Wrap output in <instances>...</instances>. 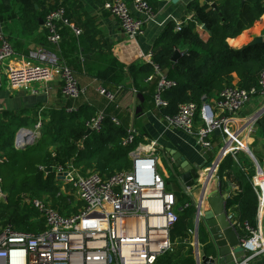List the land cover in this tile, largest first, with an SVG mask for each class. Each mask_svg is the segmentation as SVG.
<instances>
[{
    "label": "built area",
    "instance_id": "built-area-1",
    "mask_svg": "<svg viewBox=\"0 0 264 264\" xmlns=\"http://www.w3.org/2000/svg\"><path fill=\"white\" fill-rule=\"evenodd\" d=\"M104 8L118 19L130 39H136L145 32L144 19L140 14L154 15L149 0H132V6L128 0H107ZM60 21L71 24L65 17L63 7L52 10L44 21L48 40L57 44L62 39L58 28ZM181 28L179 21L176 29ZM73 29L76 33L81 32L77 27L73 26ZM16 56L13 44L0 28V88L5 82L11 90L28 88L34 83L47 84L58 74L63 96L78 100L84 94L85 90L74 71L68 65L59 63L56 55L40 50L35 54L39 62L23 64L14 63ZM155 68L160 75L153 100L158 108H164L169 101L163 94L175 86L176 81L168 78L159 66ZM100 92L111 100L116 99V93L104 87L100 88ZM252 98L262 102L260 108L248 117H239V112ZM77 109L72 106L67 111ZM263 114L264 68L258 87L248 90L236 83L225 85L215 102L203 100L200 106L194 102L182 103L177 114L165 115L164 120L170 126L194 135L202 148L214 149L212 136L218 131L224 133L214 174L210 177L219 179L218 168L227 155L236 156L240 151L252 152V134ZM105 117L104 112H99L87 122L88 128L99 131ZM198 118L200 125H197ZM113 121L121 124L116 117H113ZM41 124L42 118L36 124L39 130L37 136L41 133ZM138 136L136 128L129 125L127 135L121 142L123 146L134 145L130 152L133 160L130 170L123 169L105 177L97 171L82 174L71 164L56 167L57 176L67 172L63 179L58 180L61 193L67 197L68 207L77 208L76 211L62 212L52 205L51 200L44 201L23 194V202L39 211L45 229L36 233L6 225L0 232V264H157L160 257L175 251L171 231L179 220L176 192L167 186L169 174L164 175L158 170V141H137ZM251 157L256 168L253 184L259 197V226L254 228L248 223H240L236 213L228 209V219L239 235L240 245L250 250V255L237 264H254L253 260L264 254V165L254 154ZM206 180L207 176H202L201 182ZM0 194L3 195L2 190ZM205 202L206 195H200L194 201L193 227L186 239L193 248L196 264H200L202 255V243L197 241V234L205 216ZM242 228L249 233L248 236H240Z\"/></svg>",
    "mask_w": 264,
    "mask_h": 264
},
{
    "label": "trees",
    "instance_id": "trees-1",
    "mask_svg": "<svg viewBox=\"0 0 264 264\" xmlns=\"http://www.w3.org/2000/svg\"><path fill=\"white\" fill-rule=\"evenodd\" d=\"M212 1L217 4L216 8L209 3L202 4L200 0H192L188 4V10L194 15L187 24L183 23L180 30L176 29V22L167 24L154 51L152 63L126 69L124 63L111 59L113 56L109 55L104 60L88 63V69L106 85L120 87L127 70L136 78L141 72L146 77L155 74L156 65L161 69L167 68V77L176 81V85L165 90L163 94L169 105L162 108V111L164 115L170 116L178 113L182 103L194 102L200 106L204 98L219 95L225 85L233 83L234 74L238 76V86L241 88L250 90L258 87L264 68V40L237 48L228 39L238 37L263 19L264 0ZM61 7L71 23V0H0V28L15 48L7 32L10 20H18L23 29L30 33L40 26V18L45 21L52 10ZM201 25H205L207 29L200 28ZM217 26L222 33V39L215 34ZM58 27L63 39L73 30L63 21L58 23ZM44 28L48 38V29ZM205 33H209L208 38H205ZM85 36L86 32L79 35L82 43ZM180 44H187L190 49L179 61L173 62L172 54ZM135 78L134 85L139 89L140 82ZM44 114L40 137L24 149L17 148L15 143L20 124L11 117L9 122L0 118V190L7 195L0 198V232L8 224L27 232L38 233L45 229L44 219L39 211L31 204L23 202V194L44 201L51 200L52 205L62 212H71L67 197L61 193V183L57 179L56 167L59 165L66 167L71 164L82 174L97 171L105 177L116 171L133 168L130 152L134 145L121 144L127 135L126 122L122 121L118 125L113 121L114 116L107 114L102 128L87 134V122L97 114L90 105L81 106L74 112L51 109ZM137 141H140L139 138ZM250 147L263 163L261 150L264 149V114L255 125ZM51 167L54 170L48 171ZM255 172L252 157L246 151H240L236 156L225 157L217 175L221 191L226 192L233 184L238 186L236 192L231 193L228 209H235L240 223H248L257 228L259 197L253 184ZM176 196L179 220L171 231L175 251L160 257L157 264H196L193 248L186 240L189 238L188 231L193 227L194 200L186 193H176ZM248 235L244 228L240 229V236ZM199 239L208 249L206 244L211 238L204 223L200 225Z\"/></svg>",
    "mask_w": 264,
    "mask_h": 264
},
{
    "label": "crops",
    "instance_id": "crops-1",
    "mask_svg": "<svg viewBox=\"0 0 264 264\" xmlns=\"http://www.w3.org/2000/svg\"><path fill=\"white\" fill-rule=\"evenodd\" d=\"M106 1L71 0L69 12L71 17L70 27L72 29L73 26L78 27L81 32L76 33L73 29L58 44L46 38L44 24L40 23L37 29L29 33L23 29L22 24L18 20L15 19L8 22L7 32L10 34L17 52L14 63L39 62L40 60L35 54L40 50L47 51L56 55L59 63L66 64L65 62H67L70 65L85 92L78 100L63 96L61 92L62 81L58 74L47 84L43 82L34 83L28 88L17 90H11L5 82V85L0 88V118L5 122H9L11 117L20 124L19 131L22 128L27 129L21 135L32 132L36 142L41 135L40 133L37 136L39 130L36 128V124L41 118L45 117L44 113L47 110L68 109L72 106L79 108L84 105H90L97 114L104 112L105 115L110 114L118 118L121 123L122 121L126 122V126L133 125L139 133L138 138L140 141L157 140L160 145L159 149L168 156L170 161L172 157L169 151L170 149H175L190 162H203L204 158L200 154V150L203 148L198 145L195 136L179 127L170 126L164 120L165 115L162 108H158L155 105L153 95L160 75L157 71L149 77L144 76L145 73L141 72L135 78L127 70L123 85L115 87L106 85L87 66L88 63L104 60L106 57L109 58V55L113 56L111 59L124 63L126 69L128 67L130 69V66L141 67L152 63L154 51L157 49V44L165 32L167 24L171 21L176 23L180 21L182 25L184 22L187 24L193 17L194 13L188 10V4L192 0H178L177 2L175 0H149L153 7L154 15L149 17L146 14H140V17L144 19L145 32L136 39L128 38L118 19L104 8ZM129 2L132 6V1L129 0ZM200 2L202 4L206 3L205 0H200ZM200 28H203V26L201 25ZM217 28L215 34L222 39V33L218 31L219 26ZM85 32L86 36L82 43L79 35ZM204 35L205 38L209 37V33ZM259 37L264 40V16L252 28L234 39H228V41L232 46L241 48ZM189 47L187 44H180L175 47L174 52L178 50L182 57L188 52ZM61 58L63 59L62 61L60 60ZM161 70L167 75V68ZM134 78L140 82L139 89L134 85ZM233 83L238 84V76L236 74H234ZM101 87L116 93V99L111 100L106 95L101 94ZM45 88L48 90L44 91L43 89ZM218 96L215 95L208 100L215 102ZM251 100L239 112V117H248L260 108L262 102L256 101L253 103ZM200 124L201 121L198 119L197 125ZM223 136L224 133L222 131H218L212 136L215 144L213 151L215 153L220 151ZM30 139L28 137L26 140L23 137L21 144L27 143ZM261 154L262 159H264V150H261ZM262 164L264 165V163ZM210 177L211 175L206 180L208 183L206 197L215 195L221 190L219 179L217 177L210 179ZM237 189V185H231L228 189L230 190V195L236 192ZM201 192L202 189L198 188L188 195H191L195 201L200 197ZM205 208L208 209L207 202H205ZM231 210L235 212L234 208ZM204 246L205 244H202V253L204 252ZM253 263L264 264V254L256 257Z\"/></svg>",
    "mask_w": 264,
    "mask_h": 264
},
{
    "label": "water",
    "instance_id": "water-1",
    "mask_svg": "<svg viewBox=\"0 0 264 264\" xmlns=\"http://www.w3.org/2000/svg\"><path fill=\"white\" fill-rule=\"evenodd\" d=\"M175 1L177 2L178 0ZM205 1L213 8L217 7V4L214 1ZM40 23L44 24L43 18H40ZM203 29L206 30L207 27L203 25ZM262 41L263 38L259 37L252 43L256 44ZM180 57L181 53L178 50H175L172 60L176 62ZM204 101L207 102L208 99L204 98ZM23 131H27V129L22 128L16 135L15 143L17 148H24L35 142V137H33L27 143L21 144L23 137H25L21 135ZM91 132L92 130L89 128L86 133L89 134ZM169 152L172 157L169 162L175 177L167 182L168 188L176 193L186 194H191L193 190L200 188L202 189L200 195L205 197L208 183L204 181L201 182V178L205 175L208 177L209 175L214 174V168L216 167L215 161L218 157V153H215L213 149L203 148L200 150V154L203 156L204 160L203 162L198 163L190 162L175 149H170ZM249 153L253 156L251 151H249ZM48 171H53V168H49ZM66 173L67 172L59 174L57 179H63ZM230 196V190H227L226 192L220 190L217 194L206 197L208 209L205 210V216L202 223L207 226L211 240L206 244V246H208L207 250H205L206 248L204 246V252L202 253L199 262L200 264H237L250 255V250L245 249L240 245L241 240L239 235L228 219L227 203ZM199 229L197 234L198 242H200Z\"/></svg>",
    "mask_w": 264,
    "mask_h": 264
},
{
    "label": "rangeland",
    "instance_id": "rangeland-1",
    "mask_svg": "<svg viewBox=\"0 0 264 264\" xmlns=\"http://www.w3.org/2000/svg\"><path fill=\"white\" fill-rule=\"evenodd\" d=\"M257 101L256 98H252L251 102L255 103ZM246 107V106H245ZM19 131V130H18ZM17 131V133H18ZM17 135V134H16ZM156 155L158 156V170L166 175V174H169V178L167 179L168 181H170L171 178H174L175 175L171 169V166H170V159L168 158V156L162 151V150H158V152L156 153ZM68 191V189H67ZM7 195L5 193L0 194V198H4L6 197ZM73 200H75L74 198H72ZM55 201V199H53V202ZM77 209V208H75ZM75 209H72L71 208V211H76ZM34 217L37 218V215H35ZM207 250V249H205Z\"/></svg>",
    "mask_w": 264,
    "mask_h": 264
},
{
    "label": "bare ground",
    "instance_id": "bare-ground-1",
    "mask_svg": "<svg viewBox=\"0 0 264 264\" xmlns=\"http://www.w3.org/2000/svg\"><path fill=\"white\" fill-rule=\"evenodd\" d=\"M28 131H29V130H28ZM23 136H25L24 139H26V140H27L28 137L33 138L32 132H28V133L25 134V135L23 134Z\"/></svg>",
    "mask_w": 264,
    "mask_h": 264
}]
</instances>
